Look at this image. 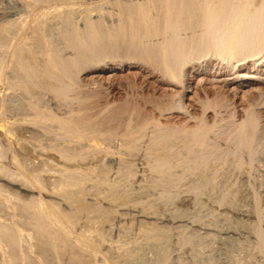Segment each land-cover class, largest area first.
Segmentation results:
<instances>
[{"label":"rangeland","instance_id":"obj_1","mask_svg":"<svg viewBox=\"0 0 264 264\" xmlns=\"http://www.w3.org/2000/svg\"><path fill=\"white\" fill-rule=\"evenodd\" d=\"M34 1L0 0L17 12L0 22V264H264V129L253 155L230 134L234 109L264 92V66L192 72L182 90L101 54L59 95L65 78L46 61L69 64L67 11L88 4ZM206 93L225 105L203 113ZM161 101L181 107L160 115ZM81 116L97 122L99 145L60 132L56 119ZM148 117L141 136H125ZM199 118L212 126L205 147L184 134Z\"/></svg>","mask_w":264,"mask_h":264},{"label":"bare ground","instance_id":"obj_2","mask_svg":"<svg viewBox=\"0 0 264 264\" xmlns=\"http://www.w3.org/2000/svg\"><path fill=\"white\" fill-rule=\"evenodd\" d=\"M33 1L30 0V2ZM62 1L66 2V0ZM81 1L88 4L83 9L84 11L81 9L83 13H79L80 8L70 6L66 16L69 27V43L71 45L69 47L75 50L76 53L69 60L68 65H70V68H67L68 65L65 64L68 61H65V65L60 60L56 61L50 57L46 61V69L54 72L55 77L53 76V79L62 80L65 78V84L58 89L59 95H66L73 88H77L79 82H81L79 80H82L79 79L81 71L86 70L91 60L101 54L118 56L115 65L117 64L119 68L139 65V67L152 70L153 73L163 78L164 83L173 88L176 86L181 87L182 90H189L191 87L189 74L192 72L200 71L203 73L214 68L216 70L222 68L232 71L234 68L240 69L247 66V64L255 65L256 63L259 64L258 67L264 66V0ZM38 4L40 3L35 0L33 5L37 6ZM106 4L115 6L117 9L111 7L117 14V21L114 24L108 25L101 17L103 15L100 13L102 10L104 11ZM81 8L83 7L81 6ZM12 11L8 13L4 11L5 14L0 10V22L17 15V12L15 14V11ZM109 12L111 11L109 10ZM112 12L111 14L115 15ZM38 18L40 19V17ZM15 52L13 55H16ZM21 61L24 63L23 59ZM73 70L77 74H75L76 72L71 74ZM50 72L48 73L51 74ZM214 79L217 80V78ZM218 81L223 83L222 85H226L228 79ZM77 98L80 103L89 104L87 103L88 100H85L86 98H82V94L81 97ZM209 98V94L206 97H203L202 94L200 96L203 113L210 109L216 111L217 107L225 105L221 103L222 100H218L219 98L214 102H211ZM249 102L250 104L247 107L242 110L235 108L230 115V118H232L230 134H233L236 138L238 145L247 146L251 155H253L258 152V149L253 148L251 145L254 139L263 133L264 129V92L262 94H252ZM155 107L158 113L163 115L165 112L181 106L177 101L171 102V104H165L161 101ZM40 114L37 117L39 122H44L47 117L54 118L51 115L46 116L47 113H44L46 114L44 115L40 112ZM92 118L87 116L74 117L73 119L60 118V120L58 118L56 122L58 121L57 124L61 125L60 132L62 131L66 137L74 138V140L75 138L81 140V137L89 139V141L91 139L92 144L95 141L94 145L97 146L99 142L95 139H97L96 136L100 131L96 130L97 124L95 123L97 122ZM146 119L143 120L144 122L141 125L134 128L127 124L128 126L124 131L125 136L128 139L141 136L149 124L155 123V120L151 117ZM211 130L212 126L204 118H199L198 126L189 131L185 130L184 134L195 146L205 147ZM160 165L163 164L158 163V166ZM259 231L261 232V230Z\"/></svg>","mask_w":264,"mask_h":264}]
</instances>
